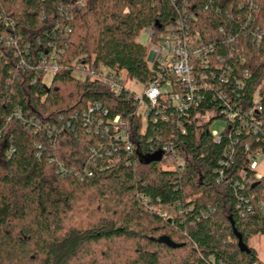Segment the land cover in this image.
Segmentation results:
<instances>
[{
  "label": "trees",
  "instance_id": "obj_1",
  "mask_svg": "<svg viewBox=\"0 0 264 264\" xmlns=\"http://www.w3.org/2000/svg\"><path fill=\"white\" fill-rule=\"evenodd\" d=\"M182 9L217 53L232 52L236 77L248 72L242 88L235 87V101L250 104L257 94L262 106L256 133L238 137L228 170L237 178L243 143L264 147V38L256 45L242 30L249 18L246 28L264 29V0H0V36L17 40L0 47V264H264L248 245L264 235V211L240 217V190L215 181L229 139L196 137L194 122L170 111L185 133L160 120L138 133L128 91L115 95L75 72L82 62L100 65L146 85L153 72L138 34L157 31L156 23L168 24ZM43 58L58 65L48 85L34 70ZM207 98L199 111L218 105ZM95 103L106 118L128 120L140 145L135 161L127 164L126 153L117 158L104 148L91 158L106 141L84 126L82 114ZM171 131L182 171L144 162L156 135L169 141ZM243 192L264 201V178ZM159 205L174 206L173 217L162 218L152 208ZM163 236L176 246L160 242Z\"/></svg>",
  "mask_w": 264,
  "mask_h": 264
},
{
  "label": "built area",
  "instance_id": "obj_2",
  "mask_svg": "<svg viewBox=\"0 0 264 264\" xmlns=\"http://www.w3.org/2000/svg\"><path fill=\"white\" fill-rule=\"evenodd\" d=\"M187 12L182 9L181 14L179 13L168 24L157 28V31L145 28L148 34L146 46L150 55L148 66L153 72V77L146 85L141 84L142 90L140 92L126 87V81L131 79L125 78L122 73H116L100 65L90 66L82 62L77 64L78 69L75 72L79 77L84 78L88 75L99 80L115 95H120L123 90L128 91L132 106L131 115L138 120L139 124L138 133L145 131L148 121L153 126L159 120L171 121V124L179 132L185 133L183 122L179 119L174 120L173 114L170 116L166 114L170 111L194 122L196 137L202 133H210L212 141L219 143L222 137L226 136L229 143L224 149V158L220 161L219 168L216 169L218 175L215 180L216 183L223 181L240 190L236 196L235 204V209L240 217H245L254 208L264 211V201L259 200L254 192H243L248 187L253 189L264 178V175L256 172V160L257 157L264 156V147L258 146L252 149L249 142L243 143L244 164L239 168L237 178H232L228 171L234 162V151L241 131H244L245 134L252 131L255 134L257 127L261 124L260 111L262 106L258 100V95L254 94L250 104L235 101V87L237 89L242 88L248 72L246 70L240 71V76L236 77L232 52H229L227 56L217 53L215 43L205 40L201 36L191 23L190 12ZM262 17H264V10H262ZM249 23H253L252 18H249L242 27L243 34L251 42L259 45L264 38V29L259 24L246 28ZM228 38L232 39L230 35ZM16 44L17 40L11 35L0 36L1 48H10ZM24 48L26 52L28 47L24 46ZM57 69L56 60L43 58L34 70L37 75L43 77L47 71H51L53 75ZM208 95L213 103L218 105L211 109L206 108L203 112L199 111L201 104L207 103ZM191 111L194 112L192 116L189 113ZM15 115L16 117L20 115L19 110H16ZM82 115L87 132L100 134L106 138V141L101 140L99 142L101 149H92L91 158L101 157L102 148L108 154L116 153L117 158L121 157V152L126 153L127 164L138 158L140 145L128 120L121 115L106 118L107 110L97 103L88 105ZM204 115L208 116L207 119L197 124L198 116ZM169 117L172 119L169 120ZM217 118L224 121V127L219 133L210 132L208 125ZM68 125L69 123H66V126ZM168 135L169 141L163 139L161 134L156 135V141L153 137L150 138L149 143L153 141L156 143L151 146L148 154L151 155L159 151L161 158L158 162L162 164V167L182 171L185 164L184 158L170 146V140L175 134L171 131ZM92 165L96 166L94 160ZM87 174L89 175L90 172ZM152 208L162 218L170 219L175 213L174 206L159 205ZM261 260H264V257Z\"/></svg>",
  "mask_w": 264,
  "mask_h": 264
},
{
  "label": "rangeland",
  "instance_id": "obj_3",
  "mask_svg": "<svg viewBox=\"0 0 264 264\" xmlns=\"http://www.w3.org/2000/svg\"><path fill=\"white\" fill-rule=\"evenodd\" d=\"M148 40V34L145 31V29L141 30L138 34L137 37V42H139L140 44L146 45ZM148 60H150V55L148 54ZM52 77V72L51 71H47L45 73V75L42 77L43 81L46 85H48L50 83ZM126 87L129 89H132L136 92H140L142 90V85L139 83L134 82L133 80H127L126 81ZM208 116H198L197 118V124L202 123L203 121H205L207 119ZM224 127V121L222 119H214L209 125H208V129L210 132L212 131H216V132H221L222 129ZM257 168H256V172L260 175H264V156H259L257 157ZM248 245L252 248H254V250L257 253V256L262 259V257H264V236H253L251 238H249L248 240Z\"/></svg>",
  "mask_w": 264,
  "mask_h": 264
},
{
  "label": "water",
  "instance_id": "obj_4",
  "mask_svg": "<svg viewBox=\"0 0 264 264\" xmlns=\"http://www.w3.org/2000/svg\"><path fill=\"white\" fill-rule=\"evenodd\" d=\"M156 26H157V28H160L161 25L156 23ZM160 158H161V152L156 151L153 154L145 157L144 162L145 163L158 162L160 160ZM235 235H236V237L238 239V246H239L240 250L248 252L249 249H248L247 245L242 241V238L236 232H235ZM159 241L162 242V243H165L166 245L171 246V247H175L176 246V244L173 243L166 236H163V237L159 238Z\"/></svg>",
  "mask_w": 264,
  "mask_h": 264
}]
</instances>
